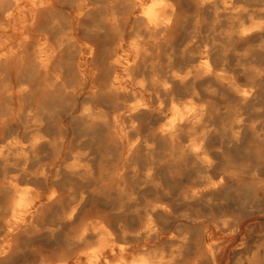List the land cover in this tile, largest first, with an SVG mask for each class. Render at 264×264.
<instances>
[{"label": "clouds", "instance_id": "1", "mask_svg": "<svg viewBox=\"0 0 264 264\" xmlns=\"http://www.w3.org/2000/svg\"><path fill=\"white\" fill-rule=\"evenodd\" d=\"M194 2L191 35L180 49V59L189 62L175 67V49L166 54V63L161 61V50L171 47L181 19L187 21L178 12L177 0H75L77 26L106 41L111 79L105 91L118 106L109 117L103 107L85 103L79 115L90 123L107 125L111 120V136L123 146L124 163L141 145L151 155L159 140L169 148L168 159L188 162L193 171L190 182L177 193L174 211L169 202L158 199L139 204L137 195L126 190L127 168L121 166L103 181L106 188L120 181L116 188L125 199L113 212L86 203L88 194L78 191L74 182L57 187L60 167H55L56 174L50 171L52 164L30 167L40 159L37 148L45 142L52 146L53 141L40 132L38 110L30 107L25 112V96L33 88L23 72L40 74L34 51L26 47L30 36L25 29L32 39L54 35L57 21L52 12L62 0H0L4 33L0 104L5 108L0 114V264H221L226 255L223 264H264V231L242 234L249 217L264 218L257 211L264 208V105L255 103L264 94V0ZM41 8L40 16L47 13L49 23L37 31V19L29 22L25 13ZM204 9L211 13L210 19L202 15ZM91 44L94 57L97 46ZM141 65L144 71L136 75ZM209 78L217 86L210 82L204 87L205 99L196 84ZM175 82L190 91L185 88V94L178 96ZM65 91L73 93L72 88ZM227 95L237 103L223 109L226 147L210 150L209 134L219 131L210 121L221 114L213 97ZM141 111L159 118L145 135L133 119ZM22 114L26 119L21 128L6 132L9 122H19ZM98 115L102 119L97 120ZM91 159L88 151H74L63 160V171L87 184L97 179ZM100 167L102 179L103 162ZM137 171L133 165L132 172ZM153 171L149 166L145 178L150 180ZM41 179L43 187L35 183ZM165 195L171 197L167 191ZM130 204L136 205L131 210L135 227L113 219ZM158 212L166 214L161 222Z\"/></svg>", "mask_w": 264, "mask_h": 264}, {"label": "bare ground", "instance_id": "2", "mask_svg": "<svg viewBox=\"0 0 264 264\" xmlns=\"http://www.w3.org/2000/svg\"><path fill=\"white\" fill-rule=\"evenodd\" d=\"M177 3H178V12L181 14V16H183L181 0H177ZM56 7L66 8L67 11H72L73 16H69V15L64 16L62 13L58 12V10L52 12V18L57 21V24L55 25L54 30H53L54 35H49L47 40H43L40 37H37L36 39H32L30 30L28 28L25 29V33L29 34L30 36V39L27 42L26 47L28 48L29 52L34 51V55L39 61V68H40L39 75H36V73L31 70H26L23 72V79L25 81H31L32 88H33V93L25 96V112L30 107L38 110V115L40 116V119L42 121L40 132L43 135L47 136L49 140L53 141V144H52L53 146L54 145L56 146L58 142L57 140L59 139H55V138L52 139L49 137V134H48V130H49L48 128L50 125L49 118L52 116V114H56L55 109L57 107L62 106V104L68 103L69 104L68 109H70L72 112H76L77 113L76 117L78 118V120L82 121L87 126V127H79V128H81L82 130H85L89 134L90 138H92L93 140H96L97 142V140L101 137L104 142V146L106 150H108V148L112 145H119V149H120V157L114 161L108 159L106 155L100 156L97 159L90 156V158H93L91 159V163H92L97 179H90L87 184H81V182L70 177L68 173L63 171L62 162L63 160L69 159L71 157L72 152L68 153L64 158L57 157L52 164L56 167H60L61 169L60 171L61 179L55 182L57 187L63 188V187H66L68 184L74 182L78 191L83 190L88 194L89 200L86 201V203H91L93 205H100L101 207L106 209V206L104 203L108 201L112 202L114 200H117L118 207H119L121 202L125 199L119 194V191L116 188V183H120V181H116V183H112L110 187H107V188L103 186V181L109 180L112 173L117 171L121 166H124L127 168V171H125L124 173V182L127 185L126 190L137 195L139 204H144L146 199H152V200L158 199L161 202H169L173 206V210L176 211L175 210L176 208H174L175 206L174 203L176 202L178 203L177 193L185 186L186 183L190 182L191 180V178H186V180L181 179L182 169L186 167H190L189 163L188 162H173L172 160L168 159V155H165V157L161 159H155V157L153 156L154 158L146 159L143 162L138 161L136 159V155L140 151H142V149H144L143 145L138 147V149L133 153V156L129 159L127 163H124L122 156H121L123 146L120 145L119 142H114L111 136V129H110L111 120L109 119V124L107 125L102 122L90 123L86 120V118H82L79 115L82 109V106L85 103H92L94 108L103 107L109 113V117L111 116V113L113 111L118 110L115 97L105 91L111 79V70L108 69L106 66L107 53L104 50L106 41H104L103 39L97 40L94 35L86 34L83 30H81L77 26L76 20L74 19V14H75L74 10L77 7L75 0H62V3H60L57 6H54L55 9H57ZM43 11L44 9L41 8V9H33L32 12L30 13L29 12L25 13V15L29 19V22H31V19L33 17L37 19V24H36L37 31L44 29L49 23V20L46 18L47 13H43L40 16V13ZM2 21H3V14L0 13V22ZM183 22L184 20L181 19L180 23L178 24L174 33L172 34L173 39L171 41V47H169L170 51H172L173 47L176 46L177 42H180V44L178 45L179 47L182 48L183 45L187 42V40L190 38L191 34L183 38L182 40H180L179 38L180 36L179 32H180L181 25L183 24ZM191 24L192 23H190V25ZM188 29H189V26H188ZM189 32L191 31H188V33ZM11 34H12V29L8 28V35H11ZM3 35H4L3 29L0 28V43L3 42L2 41ZM91 42L96 44L97 46L96 55L94 57L92 56L90 52V48L92 47ZM177 46L176 48H178ZM162 47H165V46H162ZM162 50H161V53H163ZM167 53H168V50H167ZM174 55L175 54L173 53V56ZM216 55L218 57L219 53H217ZM188 62H189L188 58H185L184 60H181V59L178 60L176 57H174L175 67H183ZM165 63H166V60H165ZM0 65H2V62H0ZM217 66H219L218 63H217ZM2 71H3V68L0 67V72ZM142 71H144L143 65L140 66V70L136 73V75H139L140 72ZM209 81H212L211 78L205 81L198 82L196 84V88L201 92V97L203 98H205L206 95L201 90L200 86L203 83H206ZM61 85H63V87H61ZM189 85H191V81H189ZM87 86H88V90L86 91ZM213 86H214V83H213ZM65 88H69V89L72 88L73 93L66 92ZM185 88H188V91H190V87L188 86L182 87L179 84V82L174 83V91L176 92L178 96L185 94ZM96 89L98 91L95 95H93L92 92ZM80 98H81V101H80V106H79V104L77 103V100ZM70 99L72 100V102L70 101ZM16 107H19V105H16ZM4 113H5L4 105L0 104V114H4ZM145 114H151V115L153 114L157 117V121H155L153 124L151 123L152 124L151 127H154L157 124L158 119H159L158 116L154 113H150L147 111H141L140 113L136 114L133 117V119L137 120L141 127L142 124L140 123V118ZM25 119H26L25 115L22 114L20 116V122H17L15 124H12L11 122H9L10 127L6 129V132H11L15 130L16 128H13V127L18 126ZM96 119L100 120L102 119V116L98 115ZM45 124L46 125L49 124L48 127H43ZM210 125H213L212 121H210ZM131 135L134 137L135 133H132ZM25 139H27V136H25ZM46 145H51V144L47 142L42 143L37 148V150L41 146H46ZM86 147L88 146L86 145ZM165 147H166L165 151L166 153H168L169 148L167 144H165ZM143 152H146V151H143ZM213 154L217 156L215 152ZM39 156H42L41 153L39 154ZM43 157H45V155H43ZM161 161H165V162L161 163ZM102 162H103V165L106 171L104 172L102 179H100L101 177L100 165ZM42 163H45V162H42L41 159L38 161L34 160L33 164L30 165V167H35L37 164H42ZM133 165H135L138 168V171L136 173L132 172ZM149 166L153 167L154 169L153 176L151 177L150 180L146 179L144 175L146 169ZM51 170L52 168L50 169V171ZM189 174L190 173H188V175ZM166 181L178 182L179 183L178 191L176 190L177 192L174 193L173 191L172 193L171 190H169L167 187L163 185L166 183ZM35 183H37L38 185L42 187L44 186V181L42 179L35 181ZM173 183H171V185ZM130 184H132V186ZM94 187L99 189V191L95 193L92 192L91 189ZM173 187L174 186H172V188ZM166 191L171 193V197H169L168 195H165ZM142 196H143V201H142ZM111 205L112 204H110V206ZM135 206H136L135 204L126 205L125 212L118 216H114L113 219L114 220L124 219L127 222L131 223L133 227H135L134 222L136 221V217L135 215L131 214V210ZM156 217H157L158 222H161L162 219L166 217V214L162 212H158L156 214ZM257 226H260V225H258L257 223ZM250 227L251 225H247V227L246 226L243 227L242 234L250 235L251 234ZM259 228L261 229V227H258V230L261 231ZM220 259H221V264H223L224 260L227 259V255Z\"/></svg>", "mask_w": 264, "mask_h": 264}, {"label": "rangeland", "instance_id": "3", "mask_svg": "<svg viewBox=\"0 0 264 264\" xmlns=\"http://www.w3.org/2000/svg\"><path fill=\"white\" fill-rule=\"evenodd\" d=\"M194 3L195 2L193 0H190V1L189 0L188 1L187 0H181L183 16H187V21L185 22V20H184L183 24L181 25L182 31L180 29V32H179L180 40H182L183 38H185V37H187L188 35L191 34V32L188 33V31H191V28L193 26V21L195 19V13L197 12V5L194 4ZM208 7L210 8L211 6H208ZM56 8H57L58 12L62 13L64 16H68V11L66 10V8H59V7H56ZM202 15H206L209 19L211 18V13L208 11V9L202 10ZM190 23H192V24L190 25ZM188 26H189V29H188ZM252 39H256V37H253ZM178 44H180V42H177L176 46ZM176 46L173 47V49H175V51H176V52H174V54H175L174 57H176L179 60L180 59V49H181V47H179V45H178L177 46L178 48H176ZM162 49H163L162 50L163 53H161V59L163 61L162 60L161 61H162V63H165V56H166L167 50H168V52H170V49H169V47L167 48V46L162 47ZM261 59L264 60V57H261ZM231 63H234V60L231 61L230 64H229V66H230L229 68L230 69H231ZM210 82L212 83V85L214 83V86H217L215 84V81H209V82L203 83L200 86L201 90L206 95L205 99L208 98V94L203 89ZM87 90H88V86L86 88V91ZM223 91L224 90L221 89L222 93H223ZM213 99H214L215 103L217 104V106L221 108V114L217 115V116H214V118L212 120V124L215 125V127L219 131L209 134V139H208L207 145H208L210 150H214L217 146L226 147V141H225L224 133H223V131L221 129L222 122L224 121V119L227 118L225 116L224 112H223V109H224V107H227L229 104H236L237 103V101L233 97H231L230 95L225 96L224 99H220L219 97H213ZM70 101L72 102L71 99H70ZM80 101H81V98L77 100V103L79 104V106H80ZM255 103L264 105V94H261V96L259 97V99ZM68 108H69V104L68 103L62 104V106L57 107L56 108L57 110L55 109L56 114H52V116L49 118V124L50 125L49 124H47V125L45 124L43 126V127H48V125H49L48 134H49L50 138H52V139L55 138V139H59L60 140V138L63 137V145H62V143L59 142V140H57L58 142H57L56 146L55 145L54 146L53 145L52 146L51 145L41 146L37 150V155L39 156V154L41 153L42 156H39V157H40L42 162H45V163H48V164H53L54 160L58 157L57 154H59V157L64 158L68 153H71V152H74V151H77V150L88 151L90 156H92V157H94L96 159L99 158L100 156L106 155L108 158L110 157V160L114 161V160H116V159H118L120 157L119 145H112V146H110L108 148V150H106V148L104 146V142H103L101 137L97 140V142H99V143H97L96 140H93L92 138L89 137V134L85 130H82L81 128H79V127H87V126L82 121L78 120V118L76 117L77 116L76 112H72ZM143 119H144V121L145 120L146 121L144 122ZM155 121H157V117L155 115H153V114L152 115L151 114L143 115L140 118V123L142 124L141 127H140L141 134L142 135L148 134L151 131V129L153 128L151 126H152V124ZM21 126L22 125L19 124L18 126L13 127V128L17 129V128H21ZM86 145L88 147H86ZM165 149H166L165 144L159 142V140H158L157 149L154 150L151 153V155H149L147 152H143L145 150L142 149V151H140L136 155V159L138 161H142V162L144 160H146V159H150V158H154V157H155V159H161V158L165 157V155H167ZM234 152L238 153L239 149H234ZM43 155H45V157H43ZM216 155H217L216 157L219 158V154L216 153ZM55 167L56 166H54L52 168V170H51V172L53 174H55ZM188 173H190V174L188 175ZM192 175H193V171L191 170L190 167L183 168L182 169L181 179L186 180V178H191ZM175 182L176 181H166V183L163 184V185L165 187H167L169 190H171L172 193H173V191L175 193L179 189V183L176 182V183H178V184H176ZM171 183H173V184L171 185ZM130 185L132 186V184H130ZM172 186H174V187L172 188ZM175 187H177V188H175ZM142 201H143V196H142ZM106 203H104L105 206H106V209L110 208V209H112L113 212H115L114 210H116L117 207H118L117 200H114L112 202L108 201ZM110 204H112V205L110 206ZM176 204H177V202L174 203V205H176ZM112 206H114V207H112ZM174 208H176V207L174 206ZM175 210L177 211V208ZM257 211L262 213V214H264V208L257 209ZM249 218L250 219H248L246 221L244 227L245 226L247 227V225H251V227H253V228L250 227V233L251 234H255L256 231L260 232L258 230V227H261V229L260 228L259 229L261 231H264V218H262L261 215H254V216H251ZM257 223L260 226H257Z\"/></svg>", "mask_w": 264, "mask_h": 264}]
</instances>
